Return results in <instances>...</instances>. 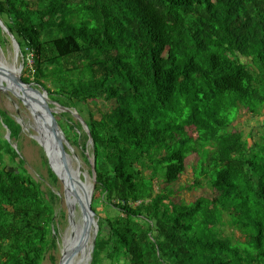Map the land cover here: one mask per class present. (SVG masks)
<instances>
[{"label": "trees", "instance_id": "obj_1", "mask_svg": "<svg viewBox=\"0 0 264 264\" xmlns=\"http://www.w3.org/2000/svg\"><path fill=\"white\" fill-rule=\"evenodd\" d=\"M0 19L23 55V82L88 127L91 264H264V118L257 139L232 127L241 110L264 114V0H0ZM7 44L0 29L3 53ZM99 100L114 106L96 119L86 103ZM61 117L89 165L88 135ZM21 133L0 109V264H43L59 248V181L44 152L46 177L28 172ZM192 154L187 190L217 195L175 202Z\"/></svg>", "mask_w": 264, "mask_h": 264}, {"label": "water", "instance_id": "obj_2", "mask_svg": "<svg viewBox=\"0 0 264 264\" xmlns=\"http://www.w3.org/2000/svg\"><path fill=\"white\" fill-rule=\"evenodd\" d=\"M0 29L9 38L12 48L10 62L0 57V80L4 82V84L0 83V91L11 94L28 110L32 120L31 125L26 126L23 122L15 120L22 130L28 132L30 129L36 133L32 139L42 148L49 168L64 189L68 227L60 242L61 255L58 264H91L99 226L96 214L92 210L96 172L92 151L90 154V150H93V141L88 127L75 110L64 108L51 101L42 87L23 82L21 78L23 65L19 62L20 47L1 19ZM58 110L77 118L88 135L87 147L89 145L90 150L86 152V156L91 168L89 178L87 173L82 172L81 162L57 121ZM4 128L5 138L9 140L10 132L6 126ZM13 148L17 150L16 145H13ZM75 210L78 211L80 218L77 226L74 221ZM67 231L66 241L64 238Z\"/></svg>", "mask_w": 264, "mask_h": 264}, {"label": "rangeland", "instance_id": "obj_3", "mask_svg": "<svg viewBox=\"0 0 264 264\" xmlns=\"http://www.w3.org/2000/svg\"><path fill=\"white\" fill-rule=\"evenodd\" d=\"M7 52L4 51V53L0 49V57L4 59L5 61L10 62L12 59V48L9 40V44L6 45ZM22 56L20 54L19 56V62H22L23 69L22 72H26V69L24 67ZM31 64V61L28 62V66ZM22 74V73H21ZM25 76V75H24ZM32 80V76H31ZM34 85V84H33ZM77 106H79L78 103H76ZM114 106L113 102H106L104 100H99L97 102H87L86 108L93 114L94 118L99 119L100 114L104 112H108L112 109ZM0 109L5 111L8 115L13 117L14 119H17L18 121L23 122L26 126L31 125V117L28 112V110L19 102L16 98H14L11 94H5L0 91ZM264 112V110H263ZM61 110H58V113L56 115V118L58 121H61L65 126V118L61 117ZM263 117L253 118L249 113H246L244 110H241L239 113V116L237 117L236 121L233 123L232 127L235 131L242 132L245 137L249 135L250 132H254V138L257 139L259 132L257 131V128L260 126ZM77 118H73L74 122H76ZM64 121V122H63ZM29 122V123H28ZM3 124V122H1ZM1 124V125H2ZM4 127V126H3ZM68 129V128H67ZM83 130V129H82ZM69 131V129H68ZM84 131V130H83ZM70 132V131H69ZM82 132V131H81ZM80 131H78L79 134H81ZM189 133L192 135V132L189 131ZM6 134V133H5ZM71 134V133H70ZM36 133L29 129V131L22 130L21 137L19 142H21L23 146L22 156L25 160V167L27 168L28 172L33 175L36 179L41 175L46 177V171L42 166V148L32 139V136H35ZM72 135V134H71ZM249 142H251L250 139H248ZM16 143V142H15ZM75 154L78 156L79 161L82 165V172L85 174H88V178L91 173V168L89 165L85 164L79 153L78 150L75 147H72ZM90 149V146L88 145V150ZM197 161V156L195 154L190 155L186 162H187V168L185 169L184 173L179 177V180L172 185V189L175 191L174 201L175 202H192L198 197H207V198H214L217 195V192L215 190H209L207 188L204 189H195L188 191L187 186L191 185L193 182V176H192V166L195 165V162ZM157 188V187H156ZM54 191L60 196L59 201V209L63 211L64 217L61 219L60 225H59V235H60V242L63 237V234L68 227V220H67V207H66V200L64 198V189L62 184L59 182V187L54 188ZM100 204V201L99 203ZM99 206L98 212L100 214H104V212L100 209ZM230 230V229H227ZM236 236L238 237L239 234L236 233ZM60 242H59V248L52 252L50 255L54 256V261H51L49 258V254L46 256L43 264H58L60 260Z\"/></svg>", "mask_w": 264, "mask_h": 264}, {"label": "built area", "instance_id": "obj_4", "mask_svg": "<svg viewBox=\"0 0 264 264\" xmlns=\"http://www.w3.org/2000/svg\"><path fill=\"white\" fill-rule=\"evenodd\" d=\"M30 61H31V64H29V66H28V62H30ZM23 62H24V59H23ZM26 66H27L28 73L32 76L34 74V69H33V60H32L31 54H28L26 56Z\"/></svg>", "mask_w": 264, "mask_h": 264}, {"label": "bare ground", "instance_id": "obj_5", "mask_svg": "<svg viewBox=\"0 0 264 264\" xmlns=\"http://www.w3.org/2000/svg\"><path fill=\"white\" fill-rule=\"evenodd\" d=\"M3 80V79H2ZM0 83H3L4 84V82H2L1 80H0ZM29 123V122H28ZM87 176V175H86ZM71 198V196L69 195V199ZM79 213H78V211L77 210H75V216H74V221L77 223L76 224V226L79 224V222H80V218H79ZM70 229V228H69ZM68 231H67V233H66V236H65V238H64V240H66L67 241V239H68ZM63 236H64V234H63Z\"/></svg>", "mask_w": 264, "mask_h": 264}, {"label": "clouds", "instance_id": "obj_6", "mask_svg": "<svg viewBox=\"0 0 264 264\" xmlns=\"http://www.w3.org/2000/svg\"><path fill=\"white\" fill-rule=\"evenodd\" d=\"M21 56H22V59H23V55L21 54ZM23 61V60H22ZM23 64H24V62H23ZM22 75V74H21ZM31 76V75H30ZM13 145H16V144H13ZM89 151V150H88Z\"/></svg>", "mask_w": 264, "mask_h": 264}]
</instances>
